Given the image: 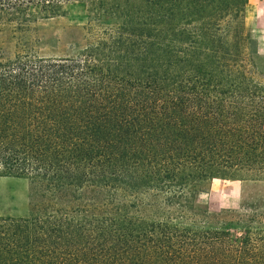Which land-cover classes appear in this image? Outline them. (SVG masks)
<instances>
[{"label":"trees","instance_id":"16d2710c","mask_svg":"<svg viewBox=\"0 0 264 264\" xmlns=\"http://www.w3.org/2000/svg\"><path fill=\"white\" fill-rule=\"evenodd\" d=\"M248 2L0 0L14 36L73 16L90 40L0 59V176L33 208L0 216V264H264L261 214L195 209L215 178L264 181Z\"/></svg>","mask_w":264,"mask_h":264},{"label":"rangeland","instance_id":"374dc122","mask_svg":"<svg viewBox=\"0 0 264 264\" xmlns=\"http://www.w3.org/2000/svg\"><path fill=\"white\" fill-rule=\"evenodd\" d=\"M14 36L10 27L0 29V59H13L19 53V38L42 56H76L90 42L83 24L73 16L40 20ZM245 33L257 44L255 64L264 73V49L259 50L256 36L264 37V0H249L245 12ZM195 209L217 214L236 210L261 214L264 220V181L215 178L195 191ZM35 212V211H34ZM33 213L30 182L25 177L0 176V216L28 217ZM226 217V216H224Z\"/></svg>","mask_w":264,"mask_h":264},{"label":"crops","instance_id":"0c3cea01","mask_svg":"<svg viewBox=\"0 0 264 264\" xmlns=\"http://www.w3.org/2000/svg\"><path fill=\"white\" fill-rule=\"evenodd\" d=\"M255 39L258 41L259 50L264 49V37L256 36Z\"/></svg>","mask_w":264,"mask_h":264}]
</instances>
